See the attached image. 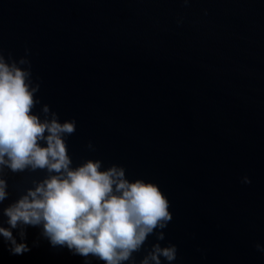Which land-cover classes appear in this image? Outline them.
<instances>
[{
    "label": "water",
    "instance_id": "95a60500",
    "mask_svg": "<svg viewBox=\"0 0 264 264\" xmlns=\"http://www.w3.org/2000/svg\"><path fill=\"white\" fill-rule=\"evenodd\" d=\"M0 50H27L34 114L75 120L73 167L122 166L169 200L165 239L135 264L156 243L177 247L171 264H264V0H0ZM46 175L5 168L0 209ZM40 231L23 255L0 237V264H104Z\"/></svg>",
    "mask_w": 264,
    "mask_h": 264
},
{
    "label": "clouds",
    "instance_id": "9594fccd",
    "mask_svg": "<svg viewBox=\"0 0 264 264\" xmlns=\"http://www.w3.org/2000/svg\"><path fill=\"white\" fill-rule=\"evenodd\" d=\"M39 89L33 85L27 50L18 61L11 54L6 59L0 50V205L9 196L5 168L47 173L0 209L8 225H0V237L11 254L23 255L31 250L27 229L39 228L51 246L66 247L86 261L91 256L104 264H135L134 254L150 235L165 239L163 229L173 218L169 200L154 183L129 181L122 166L103 169L101 160L88 159L73 167L65 138L75 133L76 122L61 123L46 104L43 119L34 114ZM243 182L251 183L246 176ZM176 257L175 245L156 243L140 264H162L161 258L171 264Z\"/></svg>",
    "mask_w": 264,
    "mask_h": 264
}]
</instances>
